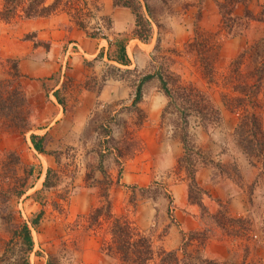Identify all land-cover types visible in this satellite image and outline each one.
Instances as JSON below:
<instances>
[{
  "label": "rangeland",
  "instance_id": "374dc122",
  "mask_svg": "<svg viewBox=\"0 0 264 264\" xmlns=\"http://www.w3.org/2000/svg\"><path fill=\"white\" fill-rule=\"evenodd\" d=\"M142 1L144 3L145 0ZM51 2L52 0H47L46 4ZM72 2H75L73 7L81 8L84 1ZM146 2L150 6L153 16L151 21L155 27H152V33L154 29L156 34L155 53L151 58L156 66L151 65L146 71L141 67L142 76L149 74L148 72L154 74L161 67L172 95L184 96L187 103L192 101L198 104L201 103L200 95H203L211 101L220 116L217 126L212 129L208 125L210 129L205 130L198 116L180 114L176 110L160 89L158 79L154 77L143 83L142 87L156 84L162 95L160 107L156 109L160 111L155 128L157 135L160 139L169 135L179 142L181 158L178 167L184 172L187 195L190 180L188 171L185 170L188 156L181 142L183 134L186 135L185 141L190 148L198 146L200 136L204 138L205 159L210 160L209 156L216 155V160L212 161L219 167L213 168L214 178L220 177L224 183L228 180L235 186L245 184L247 178L251 180L245 189L249 195L250 217L247 224H244V234L249 233V244L254 246L264 239V177L259 171L260 164L257 160L246 157L235 129L241 122L239 114L245 106L244 110L259 118L264 130V82L253 99L254 109L249 108L244 96L248 94L249 86L256 85L254 71L259 68L261 61L249 60V53L245 61L241 60V56L231 60L220 57V40L222 36L228 37L224 28L230 26L232 31H236L237 22L232 17H226L227 15L223 21L218 11L222 33L215 38L207 31L200 30L197 11L188 17L183 14L188 10L187 7L200 5L201 0ZM223 2H216V5ZM244 7L238 6L241 9L239 13L244 11ZM141 12L145 17L146 13L142 8ZM233 14L232 12L231 16ZM176 24L188 26L190 38L183 46L175 44L178 33L173 28ZM90 25L91 28L94 27V23ZM1 26L3 25L0 28ZM101 26L96 28L99 29L98 33L103 34ZM96 28H93L95 33ZM8 32L0 31V36L7 35ZM14 67V61L6 58L0 47V264H23L25 260L29 264H89L84 263L81 258L82 251L88 250L85 241L89 236L101 239L107 237V231L110 233L111 229V219L108 218L111 211L115 217L125 215L134 222L138 218L135 206L145 198L155 199L160 192V189L150 186L147 192L141 194L142 190L147 189L124 188L117 184L123 165L141 149L137 133L148 123L145 121L144 110L139 107L142 92L140 100L135 105L132 104L141 75L136 73L135 67L121 72L128 88L126 94L129 98H126L125 104L110 106L111 104L102 102L104 105L91 114L80 140L70 138V125L64 124L62 128L66 133L63 139L52 140L46 154L39 156L32 149L29 132L46 127L55 114L56 107L48 100L50 88L46 84L20 80ZM71 70L70 65H65V73L69 74ZM97 80L96 76L90 75L86 86H95ZM233 108L237 109L232 110ZM60 134L54 135L58 137ZM192 159H195L193 155ZM241 166L248 169L249 174L244 172L243 175L239 169ZM19 191H23V194L17 196L15 193ZM192 198L198 206L203 196L193 194ZM93 201L95 206L90 208ZM105 206H108L109 214ZM198 207V214L207 224H211L212 215H208L207 208ZM98 208L100 213L96 216L94 212ZM218 212L215 213V218L221 221L223 232H227L223 226L229 225L236 228V234L243 231L235 221H231L237 218L225 215L222 206ZM204 213L207 214L206 217ZM38 214L37 225L32 227L30 222ZM157 218L155 215L153 219L156 224ZM22 223H27L30 229L33 240L30 252L24 250L20 238L12 236V232ZM156 224L150 230L159 228ZM149 233L144 236H149ZM105 246L109 256L117 255L112 250V243L108 242ZM116 257L113 258L116 264H132ZM150 263L158 264L157 258L154 256Z\"/></svg>",
  "mask_w": 264,
  "mask_h": 264
},
{
  "label": "crops",
  "instance_id": "0c3cea01",
  "mask_svg": "<svg viewBox=\"0 0 264 264\" xmlns=\"http://www.w3.org/2000/svg\"><path fill=\"white\" fill-rule=\"evenodd\" d=\"M83 1L81 8H75L77 12L69 10L68 13L66 9L59 8L46 17L25 20L15 17L8 23L0 22L3 25L0 31H9L7 35L0 36V47L5 57L14 61L17 77L20 80L46 84L50 88L48 100L56 107L55 114L46 127L29 132L30 143L31 135L39 137L36 142L42 152L35 150L32 145L33 151L39 156L46 154L52 140H61L66 133L62 128L64 124L70 125L69 137L80 140L91 114L104 105L102 102L111 104L110 106L125 104L126 98H129L126 94L128 88L121 72L135 67L136 73L142 76L141 67L146 71L151 65H155L151 58L156 45L154 29L149 40L142 42L132 36L135 18L128 8L113 6V0ZM139 1L146 13L143 1ZM223 1L201 0L200 5L187 7L188 10L183 15L188 17L197 11L200 30L217 38L223 28L216 2ZM238 6L242 5H237L233 13L240 16L243 11L239 13L241 9ZM245 8L252 16L247 30L235 36H222L221 42L216 39L220 42L218 50L223 60L241 56L248 46H253L264 36V0H247L242 10ZM145 18L155 28L147 13ZM92 23L93 28L102 25L103 34L98 33L99 31L95 33L90 25ZM173 29L178 33L175 44L183 46L189 41L188 26L176 24ZM246 58L245 53L243 60ZM257 58V53L249 52V60ZM65 65L71 66L69 74L65 73ZM90 75L98 79L93 87L89 84L86 86ZM149 86H141L142 99L139 102V107L145 112V121L148 122L137 133L141 151L135 152L133 158L123 165L117 184L124 188L147 189L156 183L162 193L158 192L153 200L145 198L140 201L139 208L135 206L139 219L133 222L128 218L135 233L146 235L151 231L149 236L152 243H156L155 246L153 244L154 247L165 252L175 251L179 256L183 242L186 241L187 252L195 253L198 250V255L206 260L230 264H264V239L252 246L249 244V233L244 234L245 231L235 235L236 228L229 225L223 226L227 231L223 232L222 227L217 226L210 218L212 223L207 224L198 214L200 207L189 201L184 172L178 167L181 158L180 144L169 135L163 139L157 135L155 128L160 111L156 109L160 107L162 95L156 84ZM132 104L135 105L134 98ZM56 133L61 134L56 137ZM203 139L200 136L197 147L206 156L203 150L206 141ZM215 156H209V161H215ZM239 169L243 175L244 172L249 174L245 167L241 166ZM214 176L213 167L209 164L199 165L195 169L194 180L204 192L201 202L207 208L208 215L215 216L222 206L225 215L248 220L249 195L245 189L251 180L247 178L245 184L235 186L228 180L224 183L220 177L216 179ZM91 205L90 208L95 206L94 201ZM111 215L115 217L112 211ZM155 215L158 217L157 224L153 220ZM203 215L206 217L207 214ZM155 224L159 228L150 230ZM198 232L207 236L200 242L202 245L196 240L187 241V236ZM106 236L104 239L98 236L86 239L85 247L88 250H83L81 255L84 263L116 264L113 258L117 255L111 257L105 249V245L111 243L109 231Z\"/></svg>",
  "mask_w": 264,
  "mask_h": 264
},
{
  "label": "trees",
  "instance_id": "16d2710c",
  "mask_svg": "<svg viewBox=\"0 0 264 264\" xmlns=\"http://www.w3.org/2000/svg\"><path fill=\"white\" fill-rule=\"evenodd\" d=\"M46 3L47 0H2V3L0 4V22L8 23L15 17H19L24 20L46 17L56 12L59 7L66 9L68 13L69 10L77 12L75 7H73L75 2H72V0H52L50 4ZM246 3L247 0H224L223 3H217V7L219 8V13H221L223 17V21L225 20V15H227L226 17H232L231 19L237 22L236 31H232L230 26H226L224 28L228 36L241 34L249 27V21L252 19V16L246 8L244 9L241 16H236L235 14L231 16V13L234 11L237 5L241 4L245 6ZM113 6L125 7L132 12L135 18L132 36L136 37L142 42H147L152 35V27L150 21L145 18L141 12L140 2L137 0H113ZM144 9L147 13V16L152 20L153 16L150 6L146 0L144 1ZM249 52L257 53V57L261 61L259 68L254 71V75L256 76V85L249 86V89H247L249 90L247 92L248 94H244L246 97L245 99H247L246 102L249 104V108L254 109L253 107L255 104H252L254 103L253 99L255 98V95L258 94L257 89L259 86L263 85L264 82V36L256 44L251 47L248 46L245 49L244 53L240 57L241 60L243 59L244 54H248ZM154 77L158 79L160 89L163 91L164 95L170 99L180 114H194L198 116L199 122L202 125V128L205 130L210 129L208 128V125H210L212 129L217 126L220 121V116L218 110L214 107L211 101L205 98V96L200 95L201 98L199 101H201V103L198 104L192 101L187 103V98L184 96L178 97V95H172L170 89H168L167 81L162 75L161 67H158L154 74H145L139 78L135 89L134 103L140 100L142 84ZM237 101H239V99ZM244 108L242 109L243 112L239 114V116H241V122L237 124L235 132H237L240 145L243 148L246 157L248 159L252 157L257 160L256 162L260 164L259 171L264 177V130L259 118L254 113H249L247 110H244ZM236 109L237 108H233L232 110ZM183 135L181 142L186 148L187 152L185 153L188 156L185 170L188 171L190 180L188 185V199L190 202L194 203V201H192L193 194L196 196L204 195L203 190L196 184L194 180L195 169L199 165L209 164L213 168L219 167V165L205 159V155H203L201 150L196 146H191V148L188 147V144L185 141L186 135ZM38 139L39 137L37 136H30V140L34 149L42 152L41 147L36 142ZM39 141H41V139ZM192 155L195 157V159H192ZM249 164L253 165L251 162ZM48 172L49 171H47V174ZM44 186H46V184ZM153 187L155 189H160V193H162L161 188H159V184L154 183ZM148 189L145 191L142 190L141 194L147 192ZM15 194L20 196L23 194V191L16 192ZM198 206H203L201 200L200 203L198 202ZM106 208L109 214L110 211L108 206ZM98 209H96L94 212V215L96 216L100 213V208ZM39 215L40 214L31 220L30 224L32 227L37 225ZM108 218L111 219L110 239L111 243L113 244L112 250L115 254H117V256H119V259L122 262L129 261L132 264H148L155 256L158 260V264H230L228 262H217L203 259L198 255V250L195 253L187 252L185 247L187 244L186 241L183 242L180 256L175 251L165 252L159 247L156 248L153 246L150 236L134 233L135 229L132 227V223L128 220V218L124 216L113 217L111 214L108 215ZM93 219H95V217H93ZM211 219L216 223L217 226H222L221 221L217 220L215 216H211ZM231 221H235V224L239 226V229L241 228L240 230L245 231L244 224H247V220L237 218ZM12 236L14 238L21 239V243L24 245V250L26 252L31 251L33 247V240L27 223H22L17 226V228L12 232ZM134 237H136L135 240ZM206 237V234L203 232L193 233L188 236L187 241L196 240L200 244V242L204 241ZM23 264H29V262L25 260Z\"/></svg>",
  "mask_w": 264,
  "mask_h": 264
},
{
  "label": "built area",
  "instance_id": "2783aa9c",
  "mask_svg": "<svg viewBox=\"0 0 264 264\" xmlns=\"http://www.w3.org/2000/svg\"><path fill=\"white\" fill-rule=\"evenodd\" d=\"M96 31L98 32V31H99V29H98V28H96Z\"/></svg>",
  "mask_w": 264,
  "mask_h": 264
}]
</instances>
